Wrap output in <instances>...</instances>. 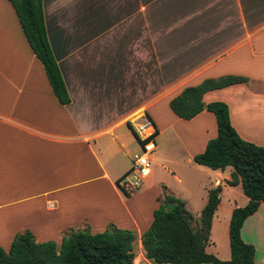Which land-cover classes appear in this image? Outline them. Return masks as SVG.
<instances>
[{
  "label": "crops",
  "instance_id": "crops-1",
  "mask_svg": "<svg viewBox=\"0 0 264 264\" xmlns=\"http://www.w3.org/2000/svg\"><path fill=\"white\" fill-rule=\"evenodd\" d=\"M41 7L69 100L57 101L10 2L0 0V247L25 229L57 244L68 228L112 224L134 232L133 264H153L140 235L158 199L178 198L196 218L207 190L219 186L204 249L227 260L230 212L247 198L227 184L229 166L192 161L216 134L212 113L181 119L168 100L206 78L245 77L201 100L224 102L238 136L264 147V0H41ZM142 113L155 125V148L142 186L126 195L116 181L139 150L131 120ZM163 134L170 158L156 141ZM240 237L253 246L254 264H264V200Z\"/></svg>",
  "mask_w": 264,
  "mask_h": 264
},
{
  "label": "trees",
  "instance_id": "trees-1",
  "mask_svg": "<svg viewBox=\"0 0 264 264\" xmlns=\"http://www.w3.org/2000/svg\"><path fill=\"white\" fill-rule=\"evenodd\" d=\"M16 14L26 42L42 64L44 74L57 101L69 98L56 62L51 54L44 24L41 0H8ZM246 78L223 75L206 78L196 85L183 87L168 100V107L178 118L190 119L201 110L212 113L216 134L206 141L204 149L192 157L195 164L211 170L231 168L228 185L239 184L247 202L232 208L227 236L229 258L218 260L205 251L211 215L218 202L219 186L207 190L206 201L196 218L171 195L158 199L149 226L140 235L145 258L153 264H254V249L240 237L243 220L264 200V147L243 140L235 132L222 101L203 103L202 93L230 84L246 82ZM171 202L170 209H165ZM134 232L112 224L99 232L88 227L68 228L59 242L35 241L25 229L16 233L6 250L0 247V264H133Z\"/></svg>",
  "mask_w": 264,
  "mask_h": 264
},
{
  "label": "built area",
  "instance_id": "built-area-1",
  "mask_svg": "<svg viewBox=\"0 0 264 264\" xmlns=\"http://www.w3.org/2000/svg\"><path fill=\"white\" fill-rule=\"evenodd\" d=\"M131 121L139 143V150L132 154L129 169L116 181L118 188L126 195H132L138 191L142 186L144 177L149 172L150 155L155 148L156 134L155 125L144 113Z\"/></svg>",
  "mask_w": 264,
  "mask_h": 264
},
{
  "label": "rangeland",
  "instance_id": "rangeland-1",
  "mask_svg": "<svg viewBox=\"0 0 264 264\" xmlns=\"http://www.w3.org/2000/svg\"><path fill=\"white\" fill-rule=\"evenodd\" d=\"M156 141H157V143H159L160 141L162 142H165V146H163V145H160L159 146V151H160V153L161 154H165V156H167L168 158H170V155H172L173 153H174V150L172 151V148H170L169 147V144H167L168 143V137H167V135L166 134H163V135H161V136H159V138H157L156 139ZM130 148H132L133 147V145H130L129 146ZM161 162L162 161H158V164H161ZM158 164L156 165V170L158 171V175L162 178H165V179H167V175H166V173L158 166ZM166 164V166H167V168H170L171 170H172V167H171V165H169L168 163H165ZM174 172H176V171H174ZM169 181H171L173 184H174V182H173V180H171L170 178H169ZM175 185V184H174ZM135 240H133V242H132V249H133V251H136V244H135Z\"/></svg>",
  "mask_w": 264,
  "mask_h": 264
},
{
  "label": "water",
  "instance_id": "water-1",
  "mask_svg": "<svg viewBox=\"0 0 264 264\" xmlns=\"http://www.w3.org/2000/svg\"><path fill=\"white\" fill-rule=\"evenodd\" d=\"M172 206V203L171 202H166V205H165V209H170V207Z\"/></svg>",
  "mask_w": 264,
  "mask_h": 264
}]
</instances>
